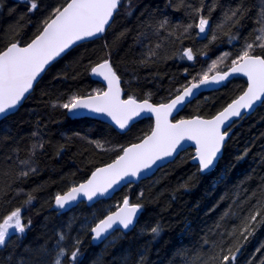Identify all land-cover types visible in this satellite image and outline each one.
Masks as SVG:
<instances>
[{"label":"trees","instance_id":"1","mask_svg":"<svg viewBox=\"0 0 264 264\" xmlns=\"http://www.w3.org/2000/svg\"><path fill=\"white\" fill-rule=\"evenodd\" d=\"M34 2L37 7L30 11L28 3L0 0V51L13 42L29 43L53 8L65 5V0ZM201 3L197 14L193 8ZM237 6L244 9L243 15L224 19ZM262 8L264 0H121L104 37L77 46L53 64L23 105L0 122V223L20 208L22 223L28 225L24 233L10 234L0 247V264H55L61 248L66 252L62 264H204L219 251L214 245L222 240L224 247L231 244L232 238L225 234L242 228L244 218L255 214L258 201H264V103L235 122L213 171L201 174L190 162L193 151L187 149L151 178L91 207L81 203L66 214L52 209L57 194L85 181L123 148L148 135L152 121H139L120 134L96 120L70 119L60 105L73 95L102 92L90 70L104 60H110L120 78L124 97L164 104L205 72L209 76L228 69L245 43L255 41ZM201 15L210 21L203 36L195 27ZM189 24L193 27L185 31ZM188 49L191 60L183 55ZM224 53L230 55L209 71L208 66ZM245 87L246 81L235 77L193 100L178 118H210ZM24 172L28 175H21ZM125 197L142 205L136 226L94 244L91 227ZM157 224L162 229L158 237L151 233ZM241 241L234 264H264V224ZM76 249L79 255L73 261Z\"/></svg>","mask_w":264,"mask_h":264},{"label":"snow or ice","instance_id":"2","mask_svg":"<svg viewBox=\"0 0 264 264\" xmlns=\"http://www.w3.org/2000/svg\"><path fill=\"white\" fill-rule=\"evenodd\" d=\"M120 3L121 0H70V2L65 0L64 6L53 8L49 18L44 21L43 30L27 46L20 47L18 43L13 42L6 50L0 51V114H5L16 107L25 93L32 89L33 82L37 80L50 61L60 56L76 42L104 33L106 26H110L111 19ZM36 7L37 4L33 0L30 11ZM215 7L214 4L210 11H214ZM202 8L203 3L200 8H193V11L199 14ZM229 12L230 15L227 12L224 14V19L232 20L234 17L242 16L244 9L237 6L235 9H229ZM258 23L260 27L256 30L258 35L255 41L245 43L240 55L231 61L228 71L222 74L217 73L211 78L205 72L199 83H192L190 87L184 86L182 91L178 90V94L170 103L153 106L147 100L138 103L132 97L122 100L119 77L110 62L104 60L92 67L93 74L107 81V91H98L87 97L73 95L60 107L69 112L88 109L94 113L104 114L110 117L121 130L126 129L135 117L145 111L155 114L156 124L150 135L138 144L123 148L122 155L118 156L113 163L97 168L86 183L72 187L63 195L57 194L56 206L64 209L67 205L77 201L78 194H83L90 201L97 195L103 196L126 177H137L145 170L151 169L157 161L172 157L181 147L183 140L195 142L196 154L193 159L198 160L201 171L214 167L219 160L222 146L229 136L227 129L231 126L232 118L242 117L245 112L253 109L257 102L264 103V51L258 54L255 51L257 47L264 49V8L261 9ZM192 27V24L187 25L185 31ZM195 27H198L201 34H205L210 30L209 18L201 15ZM236 38V36L231 37V39ZM216 39L217 36L213 33L212 41ZM150 55L154 56L156 53L153 51ZM183 55L189 60L193 59L190 49L185 50ZM229 55V53H224L212 63L209 71L217 68L218 64H222ZM234 73H242L247 77V88L217 115L211 119L196 117L176 123L169 122L168 116L173 109L182 106L187 98L194 95V90L199 89L201 85L220 83ZM95 143L98 147H103L98 141ZM35 147L36 145H33V148ZM22 163L27 164L28 161H22ZM21 175L26 176L28 172L21 173ZM28 202H31V197ZM141 208V204H131L125 197L123 205L116 212L107 215L91 228L93 238H106V234L117 226L129 229L134 225ZM261 224H264V201H258L255 214L244 218L242 228H233L231 232L225 234L232 238L231 244L224 247L222 240L220 244L213 246L219 248V251L210 254L204 264H228L230 260L234 264L242 245L241 237L246 241L253 234L254 227ZM27 226L22 223L21 209L17 208L12 211L0 223V247L6 245L10 229L22 234ZM161 230L160 225L157 224L151 228V233L158 237ZM60 240H64L63 235L60 236ZM65 255L64 248H61L56 255L55 264H62V258ZM78 255L79 250L76 249L72 251L70 258L75 261Z\"/></svg>","mask_w":264,"mask_h":264},{"label":"water","instance_id":"3","mask_svg":"<svg viewBox=\"0 0 264 264\" xmlns=\"http://www.w3.org/2000/svg\"><path fill=\"white\" fill-rule=\"evenodd\" d=\"M68 2H70V0H68ZM119 6H120V5H119ZM118 10H119V7H118V9L116 10V12L114 13V16H115V14L118 12ZM114 16H113V18L111 19L110 25H111V23H112V21H113V19H114ZM109 27H110V26H106V31H105L104 33H102V34H98V35L95 36V37H92V38H86V39H83V40H81V41L76 42L74 45L70 46L69 49H66L65 52L62 53L60 56H58V57L54 58V60L50 61L49 64L45 66V70H44V71L38 76L37 80L33 82V87H32V89H30L28 93H25V96L21 99V101L18 102V104L16 105V107L13 108V109H11V110H9V111L6 112L5 114H0V122H1L2 120H4L6 117H8V116L14 114V113H15V112H16V111H17V110L23 105V103L25 102V100L28 98V96H29V95L32 93V91L34 90L36 84L39 82V80L43 77V75L46 73V71H47V70H48L53 64H55L57 61H59L60 59H62L66 54H68L71 50H73V49L76 48L77 46L104 37ZM42 30H43V29H42ZM42 30H41V31H42ZM32 40H33V39H32ZM32 40H31V41H32ZM31 41H30V42H31ZM30 42H29V43H30ZM27 44H28V43H27ZM27 44H26V45H19V44H18V46H20V47H24V46H27ZM8 46H10V45H8ZM8 46H7V47H8ZM7 47H6V48H7ZM6 48H5L4 50H6ZM4 50H3V51H4ZM108 61L110 62V60H108ZM110 64H111V63H110ZM96 65H97V64H96ZM96 65H94V66H96ZM94 66H93V67H94ZM230 67H231V66H230ZM230 67H229V68H230ZM229 68L226 69V70H224V71H221V72H215V73H212V74L209 75V78H211L212 76L216 75L217 73H221V74H222L223 72L228 71ZM235 77L243 78V79L246 81V87H245V89H244V90H246V88H247V83H248V82H247V77L244 76L242 73H234V74H230V75H229L224 81H222V82H220V83H209V84H207V85H201L199 89L194 90V95L191 96V97H189V98H187L186 102H185L182 106H178L177 109H173L172 113L168 116V120H169V122H170V123H176L177 121H180V120H190V119H193V118L198 117V116H194V117H191V118H190V117H189V118H178V116L180 115V113H181V112L185 109V107H186L188 104H190L193 100H195L196 98H198L200 95L207 94V93H210V92H213V91L218 90V89L221 88L225 83H227L228 81L232 80V79L235 78ZM90 78H91L93 81L99 83V84L102 86V88H103L102 92H103V91H107V89H108V84H107V81H105V80L103 79V77L93 74V73L91 72V70H90ZM192 83H199V81H197V82H192ZM192 83H190V84L187 85V86L190 87ZM119 87H120V98H121L122 100H126V99H128L129 97H124V95H123L120 78H119ZM182 90H183V89H182ZM182 90H181V91H182ZM244 90H243V91H244ZM242 93H243V92H242ZM242 93H241V94H242ZM241 94H240V95H241ZM92 95H94V94H92ZM176 95H177V94H176ZM176 95H175V96H176ZM240 95H238L236 98H238ZM88 96H89V95H88ZM175 96H174L173 98H171V99H170L168 102H166V103H170L171 100L175 98ZM83 97H87V96H83ZM236 98H235V99H236ZM135 100H136L138 103H143V102L145 101V100H137V99H135ZM147 101H148V100H147ZM232 101H233V100H232ZM232 101H231V102H232ZM148 102H149L150 104H152L153 106H158V105H160V104H154V103H152V102H150V101H148ZM231 102H230V103H231ZM166 103H164V104H166ZM228 104H229V103H228ZM228 104H227V105H228ZM261 104H262L261 102H257L256 105L253 107V109H251L249 112H245V113L242 115V117H239V118H232L231 126L227 129L228 132H229V136L226 138V141H225V143H224L223 146H222V150H221V154H220L219 160H220L221 157H222L223 150H224V146H225L226 142L228 141L229 137L231 136V133H232V127H233V125L235 124V122L241 120L242 118H246V117L250 116V115H251V114H252V113H253V112H254V111H255V110L261 105ZM227 105H226L225 107H227ZM225 107H224V108H225ZM224 108H223V109H224ZM223 109H222V110H223ZM222 110H221V111H222ZM219 112H220V111H219ZM219 112H218V113H219ZM218 113H216L215 115H217ZM66 115H67V117H69L70 119H83V118H88V119H92V120H96V121L102 122V123H104V124H106V125H109L112 129H114L117 133H120V134L126 133V132L131 128V126H133V125L136 124L137 122L142 121V120H144V119H150V120L152 121V130L154 129L155 124H156V117H155V114H153V113H151V112H147V111L142 112V113L140 114V116L135 117V118L133 119V121L130 122L129 126H128L126 129H124V130H121V129H120V128H119V127H118V126H117V125L111 120L110 117H108V116H106V115H104V114H98V113L91 112V111L88 110V109H79V110H76V111H74V112H69V111L66 109ZM215 115H214V116H215ZM214 116H212V117H214ZM212 117H210V118H202V117H199V118H202V119H211ZM152 130L150 131V133H149L148 135L151 134ZM148 135H146V136H148ZM146 136H145V137H146ZM145 137H143L140 141H138V142H136V143H133V144H138V143H140ZM133 144H130V145L126 146L125 148L130 147V146L133 145ZM187 149H191V150L193 151V152H192V158H191L190 162H191L192 165L197 166V168H198V170H199V172H200L201 174L209 173V172L213 171V170L216 168V166H217L219 160H218V162L215 163V166H214V167H211V168H210V170H204V171H201V170H200V165H199L198 160H194V159H193V157H195V154H196V145H195V142H194V141H189V140H183V141H181V147L179 148V150H178L176 153H174V155H173L172 157L164 158V159H162V160H160V161H157V163H156L155 165H153L151 169H149V170H145L144 172H142L141 174H139L137 177H126V178H125L124 180H122L119 184L114 185L112 189H109L108 192H107L106 194H104L103 196H101V195H97L96 197H94V198L90 201V200H88L87 197L83 196V194H78L77 201H75V202H73V203L67 205L64 209H60V208H58V207L56 206L55 199H54V201H53V205H52V209L55 210L56 212H58V214H66V213H68L69 211H71L72 209H74L76 206H78V205L81 204V203H84V204L87 205L88 207H91V206H93L94 204H96V203H98V202H100V201L110 200L115 194H117L118 192H120L124 187H126V186H128V185H136V184H138L139 182H141V181H143V180H146V179H148V178H151V177H152V176H153V175H154L159 169H161V168H163L164 166H166V165L172 163V162H173V161H174V160H175V159H176V158H177L182 152H184V151L187 150ZM122 154H123V152L121 151V153H120L118 156H120V155H122ZM118 156H117V157H118ZM117 157H116L112 162H110V163H108V164L113 163V162L117 159ZM108 164H106V165H104V166H101V167H98V168L105 167V166H107ZM96 169H97V168H96ZM96 169H95V170H96ZM95 170H93L92 173H93ZM92 173L88 176V178H87L85 181L79 183L78 185H76V186H74V187H78L79 185H81V184H83V183H86V181L91 177ZM70 189H71V188H70ZM70 189H69V190H70ZM69 190H68V191H69ZM68 191H66V192H68ZM66 192H64L63 194H65ZM63 194H61V195H63ZM131 204H132V203H131ZM122 205H123V202H122L120 205H118L114 210H112L111 212L107 213V214H106L104 217H102L101 219H104L107 215L116 212V211L118 210V208H119L120 206H122ZM140 214H141V209H140V211H139V213H138L137 218L135 219L134 225H133V226H130L129 229H124L122 226H117L114 230H110L109 233L106 234V238H103V239H94V238H93L94 234L91 232V229H90V236H91V240H92V242H93L94 244H96V245H101V244H103V243L108 239L109 236H111L113 233H115V232H117V231H120V232H128V231H131V230L136 226V224H137V222H138V219H139V217H140ZM101 219H100V220H101ZM100 220H99V221H100ZM99 221H98V222H99ZM98 222H96V223H98ZM96 223H95L92 227H95ZM92 227H91V228H92Z\"/></svg>","mask_w":264,"mask_h":264},{"label":"rangeland","instance_id":"4","mask_svg":"<svg viewBox=\"0 0 264 264\" xmlns=\"http://www.w3.org/2000/svg\"><path fill=\"white\" fill-rule=\"evenodd\" d=\"M19 1H22V2L28 3L29 5L32 4V3L30 2V0H19ZM198 31H199V29H198ZM200 35L203 36L204 34H201V33H200ZM211 65H212V63L208 66V68H210ZM213 70H215V69H213ZM211 71H212V70H211ZM128 199H129V198H128ZM92 218H93V216L91 217V219H92ZM91 219L88 220V221H85V223H81V224L79 225V227L77 228L76 233L82 231V228H85V226H86L87 224L90 223ZM9 233L12 234V233H17V232H15L14 229H10V230H9ZM17 234H21V233H17ZM109 238H110V236L108 237V239H109ZM108 239H107V240H108ZM107 240H106V241H107ZM62 241H63V240H62ZM62 241L60 240V242H62ZM59 244H60V243H59Z\"/></svg>","mask_w":264,"mask_h":264}]
</instances>
